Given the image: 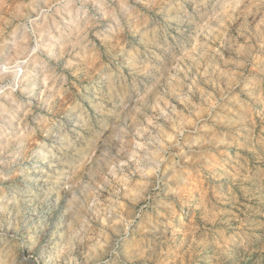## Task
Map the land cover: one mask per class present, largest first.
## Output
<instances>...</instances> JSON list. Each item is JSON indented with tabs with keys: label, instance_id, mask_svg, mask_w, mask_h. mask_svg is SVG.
Listing matches in <instances>:
<instances>
[{
	"label": "clouds",
	"instance_id": "clouds-1",
	"mask_svg": "<svg viewBox=\"0 0 264 264\" xmlns=\"http://www.w3.org/2000/svg\"><path fill=\"white\" fill-rule=\"evenodd\" d=\"M0 264H264V0H0Z\"/></svg>",
	"mask_w": 264,
	"mask_h": 264
}]
</instances>
